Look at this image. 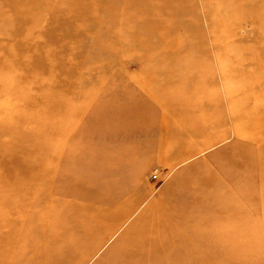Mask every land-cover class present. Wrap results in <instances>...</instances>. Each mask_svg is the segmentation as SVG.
<instances>
[{"label":"rangeland","instance_id":"obj_1","mask_svg":"<svg viewBox=\"0 0 264 264\" xmlns=\"http://www.w3.org/2000/svg\"><path fill=\"white\" fill-rule=\"evenodd\" d=\"M143 1L0 0V264H264V0Z\"/></svg>","mask_w":264,"mask_h":264},{"label":"bare ground","instance_id":"obj_2","mask_svg":"<svg viewBox=\"0 0 264 264\" xmlns=\"http://www.w3.org/2000/svg\"><path fill=\"white\" fill-rule=\"evenodd\" d=\"M169 2H173V3H170L168 5L175 4L174 0H169ZM144 3L147 6H152L151 4H155L156 1H153V0H149V1L148 0H145ZM137 240L139 241V239H137ZM147 245H155V244H147ZM138 248H140V247L136 245V247L133 249L134 252L133 251L128 252L127 254L124 255V259H122V260L124 262H127V263H136L140 259H145L148 256L147 253L146 252H139V251H137Z\"/></svg>","mask_w":264,"mask_h":264}]
</instances>
